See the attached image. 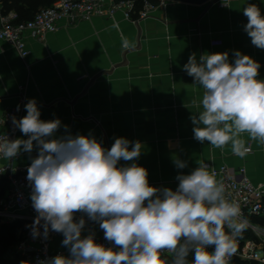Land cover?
<instances>
[{
	"label": "clouds",
	"instance_id": "obj_1",
	"mask_svg": "<svg viewBox=\"0 0 264 264\" xmlns=\"http://www.w3.org/2000/svg\"><path fill=\"white\" fill-rule=\"evenodd\" d=\"M242 13L247 18L244 32L253 46L264 50V13L255 3H247ZM124 47H130L127 40ZM260 67L239 50L231 60L228 52L190 54L183 71L203 89L201 110L189 117L195 140L221 150L230 145L241 158L249 152L245 136L264 145ZM24 109L26 115L12 116L11 124L26 138L0 142V156L13 160L29 155L27 181L36 216L27 227L33 239L62 234V246L68 249V255L36 264H163V252L172 254L170 264H229L245 222L207 164L198 163L188 174L179 172L175 190L152 186L148 170L136 162L142 155L140 141L117 137L105 148L92 134L73 135L58 118L41 119L34 98ZM173 164L178 170L188 166L180 158ZM85 217L99 225L114 247L97 243L94 230L82 234Z\"/></svg>",
	"mask_w": 264,
	"mask_h": 264
},
{
	"label": "crops",
	"instance_id": "obj_2",
	"mask_svg": "<svg viewBox=\"0 0 264 264\" xmlns=\"http://www.w3.org/2000/svg\"><path fill=\"white\" fill-rule=\"evenodd\" d=\"M56 1L0 0L4 13L18 21V10L39 11ZM247 3L257 4L264 13V0H231L227 5L209 7L168 2L145 19H139L143 6H136L131 20L117 13L112 18L63 24L43 42L28 38L26 58L0 40V111L17 110L19 105V118L23 117L24 104L34 98L41 119L58 118L73 135L92 134L105 148H110L117 137L138 140L143 148L136 162L148 170L152 186L175 190L177 174H188L201 162L212 169L226 166L235 173L245 169L252 183L264 184V145L245 136L252 152L241 158L232 153L230 145L221 150L193 138L189 117L201 110L203 89L193 84V78L182 68L192 53L199 57L205 52H228L231 60L233 51L239 50L261 65L258 79L264 80V50L253 46L243 30L247 18L242 10ZM136 22L142 30L141 48L127 54L126 66L116 67L123 61L124 52L137 45ZM125 40L130 47L124 48ZM112 69L111 74L99 76L71 105L94 76ZM63 131L61 128L60 134ZM17 138L26 137L18 130ZM32 155H36L35 150ZM174 158L187 161L188 166L178 170ZM10 162L0 158V167ZM30 163L27 153L12 160L17 168ZM216 179L221 182L222 177ZM8 185L4 179L3 196L8 193ZM88 230L82 234L87 235ZM91 230L100 243L103 230L98 224ZM62 240L60 236L52 243L53 252H68Z\"/></svg>",
	"mask_w": 264,
	"mask_h": 264
},
{
	"label": "built area",
	"instance_id": "obj_3",
	"mask_svg": "<svg viewBox=\"0 0 264 264\" xmlns=\"http://www.w3.org/2000/svg\"><path fill=\"white\" fill-rule=\"evenodd\" d=\"M231 0H221L227 5ZM167 1L160 0L153 5L149 0H143V10L139 19H145L158 7H166ZM136 4L132 0H57L52 6L39 10L32 19L18 21L11 14L4 13L0 2V40L10 44L23 58L29 55L26 47L28 38L43 42L46 35L58 32L65 26H71L81 21H90L94 17H110L122 13L127 20L132 19ZM126 48V47H124ZM24 102V99L22 100ZM19 118L17 110L0 111V142L16 139L19 129H14L11 117ZM249 148V153L252 149ZM35 156V155H32ZM237 156V155H236ZM2 159L3 157L0 156ZM27 168H17L12 164L0 167V222L20 223L26 232L16 246V251L25 264H36L38 259H45L57 254L68 255V252H53L52 243L62 234L51 232L47 240L33 239L30 228L36 216L31 206V188L27 181ZM215 177H222L225 186V196L240 207L241 218L245 222L242 233L235 239L236 252L229 264H264V184H254L247 176L246 170L232 172L226 166L218 169L209 167ZM9 182L6 196L1 194V183ZM80 214L76 216L78 220ZM87 221V217H85ZM97 223L87 221L86 228L92 229ZM42 231V229H41ZM100 244L113 247L104 239ZM211 251V249H209ZM161 256L173 257L171 253L163 252Z\"/></svg>",
	"mask_w": 264,
	"mask_h": 264
},
{
	"label": "trees",
	"instance_id": "obj_4",
	"mask_svg": "<svg viewBox=\"0 0 264 264\" xmlns=\"http://www.w3.org/2000/svg\"><path fill=\"white\" fill-rule=\"evenodd\" d=\"M135 2L136 6L141 8L143 6V0H132ZM160 0H149L153 5H157ZM16 3L17 0H14ZM50 7V6H49ZM21 16L19 21H27L34 17L38 11L18 10ZM264 223V219L260 220ZM26 232L25 227L20 223H1L0 222V264H22L23 260L16 251V246L18 242L22 239L24 233ZM173 257L161 256L163 264H170ZM193 259L190 254L188 260Z\"/></svg>",
	"mask_w": 264,
	"mask_h": 264
},
{
	"label": "water",
	"instance_id": "obj_5",
	"mask_svg": "<svg viewBox=\"0 0 264 264\" xmlns=\"http://www.w3.org/2000/svg\"><path fill=\"white\" fill-rule=\"evenodd\" d=\"M164 1H167V2H173V3H182V4H188V5H195V6H203V5H208L209 6H212L214 4H217L219 3L221 0H164ZM135 26L137 28V31H138V35H137V45L134 49L132 50H128L126 52H124L123 54V61L116 65V67H122V66H126L128 64V60H127V54L132 52V51H136V50H139L141 48V37H142V30H141V27H140V24L139 22H136L135 23ZM113 72V69L110 70V71H105L99 75H96L94 76L91 81L88 83V85L85 87L83 93H81V95H79L78 97H76V99H74L73 102H71V105H74L76 104V102L78 101L79 98H81L82 96H84L88 89L95 83L96 79L103 75V74H111Z\"/></svg>",
	"mask_w": 264,
	"mask_h": 264
}]
</instances>
